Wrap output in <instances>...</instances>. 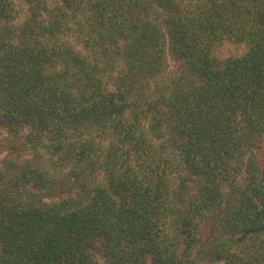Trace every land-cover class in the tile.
<instances>
[{"label":"trees","instance_id":"trees-1","mask_svg":"<svg viewBox=\"0 0 264 264\" xmlns=\"http://www.w3.org/2000/svg\"><path fill=\"white\" fill-rule=\"evenodd\" d=\"M0 128V264H264V0H0Z\"/></svg>","mask_w":264,"mask_h":264},{"label":"rangeland","instance_id":"rangeland-1","mask_svg":"<svg viewBox=\"0 0 264 264\" xmlns=\"http://www.w3.org/2000/svg\"><path fill=\"white\" fill-rule=\"evenodd\" d=\"M7 136H8V134L6 133V131L0 128V145H5L3 143H7V141H5V138ZM18 150H19V155H22L21 158L29 156L32 153L27 148H23V147H21ZM14 153H17V152H14ZM256 156H257L260 164L264 165V137L262 138V140L260 142V147L256 151ZM206 234L207 233L205 231V233L203 234V241L206 240V238H205ZM205 245H206V243H205ZM100 263H102V262L100 261Z\"/></svg>","mask_w":264,"mask_h":264}]
</instances>
